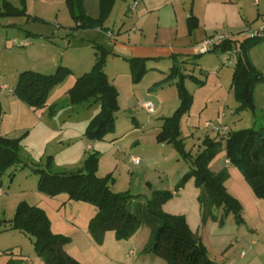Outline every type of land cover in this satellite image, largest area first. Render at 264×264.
<instances>
[{
	"label": "rangeland",
	"instance_id": "rangeland-1",
	"mask_svg": "<svg viewBox=\"0 0 264 264\" xmlns=\"http://www.w3.org/2000/svg\"><path fill=\"white\" fill-rule=\"evenodd\" d=\"M84 1L87 15L97 18L99 0ZM135 1L117 0L105 23L106 30H101L82 27L66 0H0V135L22 138V162L0 175V227L7 229L0 233V264L8 261L7 251L21 256L25 263L46 264L39 258L32 238L10 229L21 202L47 213L52 231L71 239L65 249L82 264H168L145 252L151 236L147 226L129 240H117L113 232H108L105 241L97 243L89 231L96 208L69 201L66 194L49 197L40 193L35 169L77 172L87 157L97 152L100 154L98 177L111 175L114 192L132 194L134 210L136 203L151 200L156 191L177 189L185 174L193 169L196 156L206 148V134L223 145L222 138L228 132L264 125V82L255 88V109H241L232 87L237 54L210 53L187 66L188 75L199 82L189 78L184 81L193 95V104L181 119L179 141L190 156L184 158L174 144L158 141L164 119L172 117L180 106L176 80L165 82L164 75L150 70L140 83H134L128 64L112 58L114 52H120L116 43L127 42L130 31H124L130 29L129 20L125 19L124 25L121 18L130 17V4ZM246 10L253 18L261 8L247 0ZM75 14H80L78 6ZM263 22L257 21L253 31L245 35L251 37ZM120 29L123 32L119 35ZM97 45L109 52L107 77L119 90L120 109L114 131L104 140L90 141L84 132L100 111V103L72 105L67 91L78 78L91 71ZM249 59L264 77V40L252 48ZM60 66L69 68L71 74L51 92L46 108L34 110L13 93L22 72L50 75ZM144 102L153 103L154 112L144 108ZM50 105H55L53 114L48 109ZM133 158H139L140 164H135ZM221 158L223 162L222 151L215 159ZM190 182H194L192 186ZM183 190L184 194L178 196ZM196 190L200 188L192 178L173 199L163 204L162 212L184 216L192 233L207 247L211 260L220 264H264V201L259 200L255 214L245 200L240 201L245 223L238 224L230 214L221 225L210 217L203 221ZM213 212L219 218L223 214V210ZM208 221H211L209 225Z\"/></svg>",
	"mask_w": 264,
	"mask_h": 264
},
{
	"label": "trees",
	"instance_id": "trees-1",
	"mask_svg": "<svg viewBox=\"0 0 264 264\" xmlns=\"http://www.w3.org/2000/svg\"><path fill=\"white\" fill-rule=\"evenodd\" d=\"M76 20L82 27L106 30L105 23L109 19L117 0H99V16L87 15L84 0H66ZM78 6L80 14H75ZM15 8H12L14 10ZM17 11V10H14ZM190 33L197 30L200 20L190 17L187 20ZM264 39L247 37L244 40L226 39L205 53H198L192 60L200 59L206 53H236L237 62L234 66L232 87L241 103V109L254 110V91L259 83L264 82L261 72L251 63L249 53L254 46ZM96 62L91 71L84 74L67 91L72 105H93L100 103V111L89 122L84 136L90 141L104 140L115 128L116 114L120 109L119 90L112 84L106 74L109 52L97 45ZM173 59H177L175 56ZM132 81L140 83L149 72L148 59L131 58L127 60ZM71 74V70L60 66L54 74L45 75L33 71L22 72L13 93L26 105L34 110L47 107L51 92ZM198 81L193 75H187L182 63L175 61L169 75L164 80L173 81L178 88L180 106L172 117L164 119L158 141L174 144L178 151L188 158L184 144L179 141L181 136L180 122L189 112L193 104V95L185 86V79ZM157 85V84H156ZM162 85V83L158 84ZM50 114L56 112L55 105L48 107ZM2 109L0 107V121ZM225 152L228 162L237 167L251 186L255 196L264 201V125L229 133L225 139ZM22 138H10L0 135V175L11 167L22 162ZM206 148L193 161V169L185 174L175 191H156L154 197L147 202L136 203L131 208L134 196L129 192H114L111 189V175L98 177L100 154L93 153L85 160L83 167L72 173H58L42 168L35 169L39 175L37 189L40 193L57 197L66 194L69 201L91 204L96 214L91 219L89 231L93 239L102 244L105 235L113 232L117 240H129L143 226L151 230L150 241L146 253L165 260L168 264H219L208 256V249L195 237L184 216H173L163 213V204L173 199L187 181L194 178L196 186L201 189L199 202L203 209L204 222L210 217L213 221L225 224V218L233 214L238 224H244L243 206L227 190L225 182L229 178L225 168L214 173L210 163L222 149L221 142L206 138ZM214 209L223 210L219 218ZM10 229L19 231L34 240L35 250L46 264H82L66 251L71 242L69 237L55 234L47 213L39 207L21 202L11 220ZM7 231L0 227V233ZM8 261L5 264H27L15 256L12 251L5 252Z\"/></svg>",
	"mask_w": 264,
	"mask_h": 264
},
{
	"label": "crops",
	"instance_id": "crops-1",
	"mask_svg": "<svg viewBox=\"0 0 264 264\" xmlns=\"http://www.w3.org/2000/svg\"><path fill=\"white\" fill-rule=\"evenodd\" d=\"M136 1L139 3L134 10L132 9L133 4H130V17L125 15V18H121L124 25L126 24L124 20H129L130 29L124 31H130V33H127V42L116 43V46L120 47V52H114L112 58L122 60L125 64H128V67V59L146 58L148 59L147 67L149 71L159 72L164 75L163 79L167 78L166 76L169 75L175 61L182 63V69L188 75L187 66L193 62L192 57L200 53L199 44L205 39L215 34H223L230 35L232 39L240 40L245 33L253 31L257 21L260 19L264 21V0H259L258 7L261 10L253 18L252 13L246 10L247 0ZM192 16L200 20V26L190 33L187 20ZM263 26L261 25V27ZM122 29H120L119 35L123 32ZM107 33L111 36L109 31ZM244 37L249 36L245 35ZM115 51L117 50L115 49ZM208 54L210 53L203 54V57L208 56ZM174 56L177 59H173ZM107 66L105 69L106 74ZM145 103L147 102L142 104L143 107ZM226 134L222 138L223 146L221 150L224 161L222 162V158L221 160L214 159L210 168L214 173H219L225 168L228 170L229 180L225 183L228 192L239 201L245 200L252 208L251 212L255 214L258 211L260 199L255 196L239 169L228 162L224 149ZM205 138L212 139V136L206 134ZM193 183L190 182L189 186H192ZM184 192V190L181 191L178 196L184 194ZM200 195L201 189L196 190L195 196L199 197ZM218 210L222 211L221 209ZM243 217L245 218V211H243ZM210 223L211 221H208L207 225ZM27 264L34 263L28 261Z\"/></svg>",
	"mask_w": 264,
	"mask_h": 264
},
{
	"label": "built area",
	"instance_id": "built-area-1",
	"mask_svg": "<svg viewBox=\"0 0 264 264\" xmlns=\"http://www.w3.org/2000/svg\"><path fill=\"white\" fill-rule=\"evenodd\" d=\"M254 5H258L259 4V0H252ZM138 1H135L132 9L134 10L136 8V6L138 5ZM251 37H259L261 39H264V28L261 31H257L255 34H253ZM231 36L230 35H223V34H215L207 39H205L204 41H202L199 44V50L201 53H205L208 52L209 50H211L214 46L218 45L219 43H221L223 40L226 39H230ZM144 107L149 111V112H154L155 110V106L153 105V103L151 102H147L144 104ZM133 162L135 164H140L141 160L139 158H133ZM1 191H0V195H1Z\"/></svg>",
	"mask_w": 264,
	"mask_h": 264
}]
</instances>
